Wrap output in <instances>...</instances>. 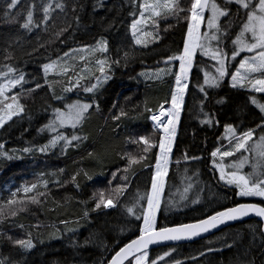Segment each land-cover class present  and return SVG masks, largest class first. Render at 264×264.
Instances as JSON below:
<instances>
[{"label": "trees", "instance_id": "trees-1", "mask_svg": "<svg viewBox=\"0 0 264 264\" xmlns=\"http://www.w3.org/2000/svg\"><path fill=\"white\" fill-rule=\"evenodd\" d=\"M216 1L229 9L221 28L229 23L225 39L231 48L242 18L235 15L236 5ZM57 2L65 5L63 11L55 7ZM139 2L54 0L47 26L39 24L28 32L21 27L27 12H33L34 21L42 20L43 6L51 4V0H20L12 9L7 8L10 0H0V73H6L5 65L11 66L25 80L24 88L13 93L24 106L23 113L0 128V144L12 157L0 156V205L21 185L48 181L47 188L38 183L32 193H17L18 198L26 200L37 191L44 192L45 195L37 196L39 203H26L24 211L19 210V204L6 206L0 214V264H108L119 248L139 235L142 220H137L136 215L141 213L146 201L137 203V194L143 195L150 189L153 168L145 165L155 163L154 153L158 148L143 153L144 145L131 140L144 136L158 142L160 134L153 130L149 117L171 103L175 83L171 73L176 72L179 62L168 61V57L182 50L187 32L184 21L157 18L158 26L151 21L146 23L137 35L142 42L134 43L130 25L139 16ZM179 2L185 8L190 5V0ZM57 17V27L53 28L52 19ZM65 21L71 26L57 37L54 33L65 26ZM98 40L107 41L106 53L88 54L83 63L77 59L79 55L70 59L81 53L70 52L71 49L90 50ZM65 52H70V56L65 57ZM105 57L108 58L105 71L111 79L96 91L85 92L84 88L101 75L95 60ZM115 60H119V65L112 63ZM51 62H56V67L46 75L42 66ZM65 62L66 66H72L67 73L60 69ZM208 63L207 59L197 58L198 66L191 76L166 174L164 201L157 215L159 225L193 222L236 203L264 205V201L235 196V188L223 184L213 166L219 159L211 153L217 149L231 150L234 144L225 132L226 125L237 133L251 128L255 130L254 135L264 134L257 127L264 116L251 104L249 91L232 88L227 80L218 88H205L201 92L197 85H202L204 80L199 70ZM171 66L174 70L167 71L163 79L148 81L149 71ZM85 69L89 72H84ZM78 78L79 86L65 92ZM54 94L64 99H53ZM75 100L95 103L79 127L59 132L66 137L75 134L81 140L73 141L66 149L59 143L46 152L38 151L56 135L44 127L54 118L53 107L65 110L64 104ZM206 118L211 123H203ZM25 147L31 151L23 152ZM126 153L137 159L144 155L146 159L128 165ZM123 185H126L123 193L113 195L117 209L92 210L94 193L104 191L107 195ZM129 207H133L131 215L127 211ZM11 210L17 214L10 215ZM85 211L87 217H84ZM19 239H30L33 247L25 249L15 244ZM209 248L213 251H208ZM169 250L168 264L176 261L179 264H264L262 225L257 220L236 223L200 241L156 249L149 254L155 258Z\"/></svg>", "mask_w": 264, "mask_h": 264}, {"label": "snow or ice", "instance_id": "snow-or-ice-1", "mask_svg": "<svg viewBox=\"0 0 264 264\" xmlns=\"http://www.w3.org/2000/svg\"><path fill=\"white\" fill-rule=\"evenodd\" d=\"M18 0H10L7 4L8 9H12ZM135 4L136 0H132ZM226 4H235L237 17L242 18V22L239 25V30L236 32L234 39L231 40L233 48L229 53H225L224 50L219 47L221 37L227 34L228 22L221 28L220 18L229 14L228 8H222L216 3V0H190V5L185 8L182 7L179 0H140L139 2V16L132 20L130 29L133 37V42L140 44L142 41L138 38L137 33L140 31L139 26L151 21L154 26L157 25V18L168 19L174 18L177 23L186 22V35L183 40V48L177 53L168 57V61H178L179 70L171 73V69L168 71L174 75V87L171 90V108L166 113L162 112L160 115H167L168 121H161L160 115H152L151 119L154 122V129L160 130L158 142L150 140L144 136H140L138 139H132L131 142L137 145H144L142 148L143 153H147L152 148H158V151L154 153L155 163L153 165H145V167H152L151 184L150 189L145 194H137V203L141 200L146 201V206L142 207L141 213L136 215L137 220H142L139 225V235L132 239L129 243H126L123 247L111 257L109 264H158V261H164V264H168L165 261V257L170 256L171 250L164 251L162 254H158L155 258L149 256V246L157 245L165 241H181L191 240L194 237H199L204 233H208L218 226L225 224L226 222L235 221L243 217L254 214L261 220H264V207L256 203H236L234 206L224 207L220 210H215L211 214L206 215L204 218L197 219L189 223H178L173 226L159 225L157 220V213L160 209L161 193L165 186V176L168 170L169 157L173 147V140L176 135V124L179 120L181 106L184 102L185 90L188 87L187 81L189 80V73L193 67V58L197 51L200 50L202 56H206L215 61V75L209 72L204 73V83L198 84L197 87L201 92H205V86L217 87L220 81L226 76H231L230 86L235 88L238 85L244 87L245 83L250 87L252 91L258 93H264V0H225ZM56 8L61 11L64 10L65 5L57 2ZM50 8L51 4H45L43 6V18L39 21H34L33 12L29 10L25 22L21 24L23 29L31 32L33 28L38 27L39 24H45L50 20ZM75 11V8H73ZM208 15L205 17V12ZM184 13V15H181ZM8 13L5 12V16ZM59 19L53 18L51 27L56 28V21ZM202 22H206V30L201 32ZM65 26L59 27L54 33L57 37L61 33L68 30L71 25L64 22ZM151 35V33H145ZM217 41L218 44L214 47L211 42ZM84 49H71L70 52H83ZM106 53L107 41L98 40L94 47L89 50V55L96 52ZM70 52H65L64 56H70ZM241 53H248L250 55L243 56L235 71L229 72L226 61L228 59L236 60ZM127 53H125V58ZM10 58L5 56V59ZM75 59V57H72ZM80 60H84L82 55ZM119 65V60L112 61ZM95 64L98 65V71L100 76L95 77V83H91L84 88L85 92H93L95 89L102 87L111 79V75L105 71L108 64V58L96 59ZM56 66V62L44 64L42 67L47 75L48 71ZM7 68L6 73H0V77L7 76L8 73H12L14 69L11 66L5 65ZM72 66H66V62L60 66L61 72L67 73ZM260 73L261 75L253 77L252 74ZM79 77V73H76ZM82 78V77H79ZM79 78L75 83H70V86L65 88V92H69L73 87L79 86ZM69 77V81H71ZM24 81L23 74L17 77H8L4 82L0 83V126H3L8 120H11L14 116H20L24 111V106L19 103L17 94L7 95L11 92L12 88L21 85ZM40 87L39 84L36 85ZM51 91V88L49 89ZM29 91H32L29 89ZM206 95V93H205ZM53 99L63 100V96L53 95ZM251 99V98H250ZM95 101L91 103H82L80 100L72 101L71 103H65L64 108L67 111H61L58 107H53L52 115L54 118H50L48 123L44 126L49 132H55L56 135L52 136L48 144L40 147L38 151L46 152L49 147H55L58 142L63 141V148L66 149L73 141L81 140V137L72 134L70 137H66L62 133L58 132V128L71 127L76 128L83 119L85 114L89 112ZM252 103L256 104L260 113L264 114V104H259L255 99H252ZM98 107V106H97ZM150 111V109H149ZM123 114V113H121ZM117 117H114L116 119ZM203 123H211L209 119L202 121ZM264 133V121L257 125ZM254 129H248L246 131L237 133L232 126H225V132L230 135L234 144L231 145V150L219 151V149L211 153L212 157H216L218 152L221 157H229L234 155L235 152H251L252 159L244 156L226 165V167L234 169L233 171L225 172L223 164H215L214 167L219 171L220 179L229 186H234V195L237 197H258L264 200V134H261L257 140L253 141ZM227 138V137H225ZM249 141H253L251 147H249ZM4 145L0 144V156L11 159L7 153L3 151ZM27 153L31 151L30 148L25 147L22 149ZM91 155V153H89ZM128 156V165L138 163L146 159L144 155H140L138 159L126 153ZM18 158V157H17ZM123 158V157H122ZM188 157H185L187 159ZM192 159H198V157H192ZM248 165L251 169L248 173H242L240 170ZM61 172L63 169L60 170ZM127 171V168L125 169ZM41 177L44 173L39 174ZM87 175V173H85ZM115 176V173H113ZM75 175L71 177L74 182ZM91 179V177H89ZM40 187L47 188L48 181L41 180L38 182ZM38 183H32L30 185H21V188L11 192L10 197L7 199L4 205H0V214L3 213V209L6 206L21 205L20 211L25 210L26 203H39L37 196L45 195L44 192L37 191L35 195L26 198H18L17 193L23 191L24 193H32L34 189L38 188ZM53 183H59L53 181ZM78 187V185H77ZM126 185L119 186L115 190L108 192L107 195L104 191H100L98 194L94 193V207L93 211L103 207L107 209L113 207V195L122 194L123 188ZM128 213L133 214V207L127 209ZM16 210H11L10 215L15 216ZM88 216V212H84V217ZM65 223V222H62ZM72 231V229H69ZM264 231V229H262ZM15 244L22 246L25 249L33 247L31 240L19 239L15 241ZM230 247L231 245H227ZM208 251H213L209 248ZM203 255V253H201ZM175 264H179L176 261Z\"/></svg>", "mask_w": 264, "mask_h": 264}, {"label": "rangeland", "instance_id": "rangeland-1", "mask_svg": "<svg viewBox=\"0 0 264 264\" xmlns=\"http://www.w3.org/2000/svg\"><path fill=\"white\" fill-rule=\"evenodd\" d=\"M20 0H18V2H19ZM225 1V0H224ZM17 2V3H18ZM53 2H54V0H51V6L53 5ZM216 3H217V1H216ZM218 4V3H217ZM233 5H235V4H233ZM207 15H208V13H207V11L205 12V17H207ZM226 16H224V17H221L220 18V25H221V23H222V21L224 20V18H225ZM169 19V18H168ZM166 21V20H165ZM146 24H143V25H140L139 26V28H140V30L142 29V27L143 26H145ZM206 30V22H202V25H201V32H203V31H205ZM137 35H138V33H137ZM225 37H226V35H224L223 37H221V41L222 42H219V47H221L223 50H224V52L225 53H229L230 54V50H232V48H233V45L231 46V48H229L228 46H227V41H226V39H225ZM211 44H212V46H216L217 44H218V42L217 41H212L211 42ZM81 54V55H80ZM80 54H74L72 57H76V56H84V57H86L88 54H89V49H84V51L83 52H81ZM245 55H250V54H248V53H241L240 54V56L239 57H237L236 58V60H231V59H228L226 62H227V66H228V69H229V72H233V71H235V69H236V66L238 65V63H239V60L243 57V56H245ZM72 57L70 58V59H72ZM197 58H202V59H207L208 61H209V63L207 64V65H204V66H202V69L201 70H199V72L203 75V80H204V73L205 72H209V73H211L212 75H215V69H213V68H215L216 67V64H215V61L214 60H212L211 58H209V57H206V56H202L201 54H200V50L199 49H197V51H196V53H195V55H194V58H193V67H192V69L190 70V73H189V80L187 81V83H188V87H187V89L185 90L186 92H188V89H189V84H190V81H191V76H192V73H193V71L196 69V67L198 66L197 64H196V60H197ZM77 59H79V58H77ZM79 61L80 62H82L83 63V61L82 60H80L79 59ZM80 65V64H79ZM200 66V65H199ZM206 66V67H205ZM56 67V66H55ZM54 67V68H55ZM174 66H171L169 69H171V72L174 70V68H173ZM179 70V65L177 66V70L176 71H178ZM157 71H159L158 73H165V72H163V68H159V69H157ZM7 72V71H6ZM84 72H89V69H85L84 70ZM169 72V71H168ZM170 73V72H169ZM160 74H156V76H159ZM261 74L260 73H254V74H252V76L253 77H259ZM15 76L17 77L18 75L17 74H15V72L13 71L12 73H8V75L7 76H4L3 78H6V77H13V78H15ZM156 76H153V77H156ZM4 80L5 79H2V77H0V83H2V82H4ZM154 80H157V79H154ZM228 81L229 83H230V81H231V76L230 75H226L221 81H220V83H219V86H220V84H222L224 81ZM149 81V80H148ZM96 82V81H95ZM150 82V81H149ZM174 82H175V80H174ZM24 83H25V80H24ZM151 83V82H150ZM25 85V84H24ZM219 86H217V87H214V88H218ZM24 88V86H23V82H22V84L21 85H18V86H16L15 88H12L11 89V92H9V93H7V95H12L17 89H23ZM100 88V87H99ZM205 88H209V90L210 89H214V88H211V87H207V86H205ZM233 88V87H232ZM236 89H241V90H247V91H249L251 94H252V96H251V104L253 105V107H255L258 111H259V108L256 106V104H253L252 103V99H255L256 101H257V103H259V104H264V93H258V92H255V91H252L251 89H250V87L247 85V83H245V86L244 87H240L239 85L237 86V87H235ZM97 89H95L94 91H96ZM93 91V92H94ZM82 103H85V102H82ZM167 107V106H166ZM161 108H163V107H161ZM160 108V109H161ZM91 109V108H90ZM89 109V110H90ZM61 111H67V109H65V110H61ZM260 112V111H259ZM87 114V113H86ZM86 114H85V116H86ZM262 114V113H261ZM180 115H181V113H180ZM263 116H264V114H262ZM84 120V119H83ZM179 120H180V116H179ZM179 120H178V122H177V124H176V132H177V128H178V124H179ZM10 120H8L7 122H9ZM150 121V120H149ZM168 121V119L166 120V122ZM6 122V123H7ZM83 122V121H82ZM81 122V123H82ZM5 123V124H6ZM81 123L79 124V125H77V127H79L80 125H81ZM151 123V122H150ZM4 124V125H5ZM3 125V126H4ZM151 125H152V128H153V130L154 131H156L157 133H159L160 134V132L157 130V129H154V127H153V124L151 123ZM3 126H0V128L1 127H3ZM76 127V128H77ZM64 128H70V129H75V128H71V127H64ZM64 128H58L57 129V131L59 132V130H61V129H64ZM52 133V135L55 133V132H51ZM261 134H259V135H253V141H255V140H257L258 139V137L260 136ZM227 136H229L228 138L229 139H231V136L230 135H227ZM174 140H175V138H174ZM174 140H173V142H174ZM253 141H249V147H251V145H252V143H253ZM59 143H64L63 141H60V142H58V144ZM172 149H173V147H172ZM242 153H243V155L244 156H247V157H249V160L251 161V159H252V154H251V152H244L243 150H241V152H235L234 153V155H232V156H229V157H221L220 155H219V153L217 154V156L216 157H218V159H219V162H218V164H223V165H225V167H224V171L225 172H229V171H233L234 169H231V168H228V167H226V165H228V164H230V163H233L234 161H236V160H238L240 157H241V155H242ZM171 155H172V151H171V153H170V157H169V164H168V168H169V166H170V164H171ZM217 170V169H216ZM168 171V170H167ZM218 171V170H217ZM242 173H248L249 171H251V169H250V167L246 164L241 170H240ZM218 174H219V171H218ZM219 178H220V174H219ZM165 181H166V176H165ZM220 181L223 183V184H225L221 179H220ZM226 185V184H225ZM227 186H229V185H227ZM229 187H232V188H234V186H229ZM240 199H244V200H251V201H264V200H261L260 198H258V197H239ZM163 201H164V195H163V192L161 193V203H160V206H161V204L163 203ZM114 202V201H113ZM114 209H112V208H107V209H105V211H108V210H115V209H117V207H118V205H117V203L116 202H114ZM159 212V211H158ZM157 215H158V213H157ZM171 254V253H170ZM149 256H150V254H149ZM152 257L150 256V259H151ZM169 256L168 257H165V261H168L169 262ZM158 264H164V261H158Z\"/></svg>", "mask_w": 264, "mask_h": 264}, {"label": "water", "instance_id": "water-1", "mask_svg": "<svg viewBox=\"0 0 264 264\" xmlns=\"http://www.w3.org/2000/svg\"><path fill=\"white\" fill-rule=\"evenodd\" d=\"M245 203H255V202H245ZM256 204H259V203H256ZM259 205L264 207V205H262V204H259ZM249 220H257V221H259L261 223V225H262V229H264V220H261L259 217H256L254 214H250L249 216L243 217L241 219H238V220H235V221L226 222L225 224H222V225L218 226V228L213 229V230H211L208 233H204V234H202L199 237H194L191 240L165 241V242H162V243L157 244V245H150L149 249H150V252H151V251L156 250V249L174 247V246H178V245H185V244L193 243V242H196V241H200L202 239L208 238V237L216 234L217 232L221 231L222 229H224V228H226L228 226H231V225L236 224V223L244 222V221H249ZM262 232H263V235H264V231H262ZM129 242H127V243H129ZM108 264H109V262H108ZM125 264H127V262H125Z\"/></svg>", "mask_w": 264, "mask_h": 264}, {"label": "crops", "instance_id": "crops-1", "mask_svg": "<svg viewBox=\"0 0 264 264\" xmlns=\"http://www.w3.org/2000/svg\"><path fill=\"white\" fill-rule=\"evenodd\" d=\"M167 71H168V68H166V67L163 68V72H165V73H158L159 71H157V70L149 71L148 73H146V77L150 81H155L154 79L160 80L166 76ZM156 74H160V75L156 76ZM153 76H156V77H153Z\"/></svg>", "mask_w": 264, "mask_h": 264}, {"label": "built area", "instance_id": "built-area-1", "mask_svg": "<svg viewBox=\"0 0 264 264\" xmlns=\"http://www.w3.org/2000/svg\"><path fill=\"white\" fill-rule=\"evenodd\" d=\"M187 95H188V92L185 91L184 102H183V104H182V106H181V111H180V113L183 111V109H184V107H185V105H186ZM169 108H171V104H170V107H163V108H161L160 110H158L157 112L152 113L151 116L154 115V114L159 115V114H161L162 112L166 113L167 110H168ZM151 116H150V122L153 124L154 122L152 121ZM167 119H168V117H166V120H167ZM156 129H157V128H156ZM157 130H158V129H157ZM158 131H159V130H158ZM159 132H160V131H159ZM109 208L114 209L115 207L113 206V207H109Z\"/></svg>", "mask_w": 264, "mask_h": 264}, {"label": "bare ground", "instance_id": "bare-ground-1", "mask_svg": "<svg viewBox=\"0 0 264 264\" xmlns=\"http://www.w3.org/2000/svg\"><path fill=\"white\" fill-rule=\"evenodd\" d=\"M160 115V114H159ZM166 117H167V115H160V119H161V121H164V122H166ZM158 129V128H157ZM159 130V129H158ZM160 131V130H159Z\"/></svg>", "mask_w": 264, "mask_h": 264}, {"label": "flooded vegetation", "instance_id": "flooded-vegetation-1", "mask_svg": "<svg viewBox=\"0 0 264 264\" xmlns=\"http://www.w3.org/2000/svg\"><path fill=\"white\" fill-rule=\"evenodd\" d=\"M226 64H227V62H226ZM227 68H228V66H227ZM213 69H215V68H213ZM229 70V69H228Z\"/></svg>", "mask_w": 264, "mask_h": 264}]
</instances>
